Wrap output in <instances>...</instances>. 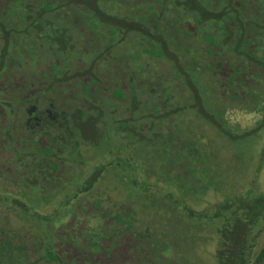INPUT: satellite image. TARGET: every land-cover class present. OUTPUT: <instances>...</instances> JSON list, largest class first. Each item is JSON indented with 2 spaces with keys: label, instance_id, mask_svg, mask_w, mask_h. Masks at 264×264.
Returning a JSON list of instances; mask_svg holds the SVG:
<instances>
[{
  "label": "trees",
  "instance_id": "1",
  "mask_svg": "<svg viewBox=\"0 0 264 264\" xmlns=\"http://www.w3.org/2000/svg\"><path fill=\"white\" fill-rule=\"evenodd\" d=\"M131 32L178 76L169 95L113 63L111 46ZM47 91L93 127L113 117L137 149L87 180L89 190L102 171L115 177L113 203L99 192L72 207L68 193L40 212L1 195L0 264H264V0H0V141L15 149V133L3 134L20 99ZM232 110L253 123L235 124ZM211 189L222 197L197 206Z\"/></svg>",
  "mask_w": 264,
  "mask_h": 264
},
{
  "label": "flooded vegetation",
  "instance_id": "2",
  "mask_svg": "<svg viewBox=\"0 0 264 264\" xmlns=\"http://www.w3.org/2000/svg\"><path fill=\"white\" fill-rule=\"evenodd\" d=\"M129 34L126 42L111 46L109 52L118 59V64L114 61L113 63L120 66L121 62L126 64L128 53L132 50L141 55L139 65L146 66L145 69L148 71L151 67L154 68L162 74L163 79L170 82V85H176L171 65L165 59L153 56L149 49H142L140 44H133L132 38L136 34L135 32ZM158 62L163 65L161 69H156L154 65ZM111 71L118 76L120 69L115 67ZM125 78L127 88L133 79L130 76ZM99 90L101 100L108 96L111 100H119V97L109 95L103 88ZM32 93L27 99H20L16 125L9 133L3 134L4 138H8V134L15 133L17 137L15 149L7 140L0 141V196L20 198L28 206L35 205V209L40 212L54 211L61 198L68 193H77L71 201L72 207L92 202L99 192H107L109 198L105 203H113V199L119 197L121 191L115 192L119 191L118 186L116 184L113 186L114 178L105 173L106 170L100 173L92 188L86 190L85 186L87 180L92 178L93 172L107 161L117 156L121 157L119 159L121 165L128 160L131 161L137 149L132 140L116 136L120 130L118 121L113 123L111 120L113 117L109 121L101 117L93 127L94 124L88 123L80 116H77L78 119L75 118L73 110H70L65 102H59L53 92ZM90 97L98 98L91 95ZM98 106H102L101 102H98ZM118 113H126L124 107L118 109L117 113L109 115ZM134 129L135 126L127 125L129 132ZM107 177L111 181L104 184ZM4 203L0 202V207H3Z\"/></svg>",
  "mask_w": 264,
  "mask_h": 264
},
{
  "label": "rangeland",
  "instance_id": "3",
  "mask_svg": "<svg viewBox=\"0 0 264 264\" xmlns=\"http://www.w3.org/2000/svg\"><path fill=\"white\" fill-rule=\"evenodd\" d=\"M127 58H128L127 59L128 61H127L126 64L129 63L130 65H132L133 68H135L136 70H139L141 73H143L144 77L140 78L139 80L142 81V82H146L147 83V87L151 88L154 92L155 91L162 92V94L164 96L169 95L170 92L172 93L170 88H168V86L170 87V82H168L167 80L163 79L162 74L158 73L152 67H151V69L149 71L146 70V69L144 71L143 68L140 67L141 65H139V62L141 60V55L139 53L134 52V51L131 50V51H129ZM151 65H152V63H151ZM154 65L156 66V69L157 68L161 69V66H163V65L160 64V62H158V64L155 63ZM177 80H178V76L177 75L173 76V81H177ZM180 82L183 83L182 80H180ZM144 85H146V84H144ZM182 96H183L182 93L180 91H178L176 97L177 98H182ZM134 98H135V96H133V99ZM129 100H130V103H131L132 99L130 97H129ZM188 110L190 111L189 115H188L190 117L189 118L190 120H192V119L194 120V118H197L196 115H198V114L197 113L195 114V112L192 110V108H190ZM229 115H230L231 121H233V122L235 121L234 122L235 124H239L240 126H245V127L246 126H250L253 123L254 118H255L253 114H248V113H245V112H243L241 110H232V111H230ZM181 122L182 121L180 120V123ZM209 129H211L210 131H211V134L213 135L214 134V129L210 125L206 128V130L209 131ZM231 145H234V144L231 143ZM258 146H260V144ZM131 150L133 151V147H131ZM249 154H250V152L248 151V154H247L246 157H248ZM247 160H246V165H247ZM241 179L243 180V182H245V180H246L244 177H242ZM110 181H111V179L109 178V180H108V177H107L106 180L104 181V184H107ZM258 181H259V184H260V188L264 190V168H263V170H262V172L260 174V177H259ZM162 183L170 185L169 183L164 182V181H162ZM227 185L228 186L226 187L227 188L226 190L231 191L230 185L229 184H227ZM118 187L122 188V185H119ZM120 195L121 194H119V196ZM117 197L118 196H116V199H117ZM120 197H118V198H120ZM217 197L218 198L222 197L221 192H216L213 189H211L210 192H208L207 194H202V198L200 197L201 198L200 200H201L202 203L197 201V206H199V207H201L202 205L205 206L206 204L210 203V201L211 202L215 201ZM137 228L143 229V227L141 225L139 227H137ZM193 232H195V231L193 230ZM263 243H264V234L259 239L258 247L261 246ZM211 247H212V245L210 243H207V248H211Z\"/></svg>",
  "mask_w": 264,
  "mask_h": 264
}]
</instances>
